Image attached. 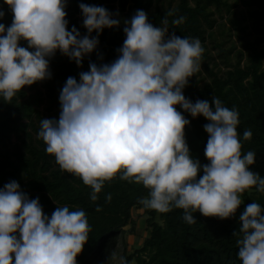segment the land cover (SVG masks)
Returning <instances> with one entry per match:
<instances>
[{"label": "trees", "instance_id": "obj_1", "mask_svg": "<svg viewBox=\"0 0 264 264\" xmlns=\"http://www.w3.org/2000/svg\"><path fill=\"white\" fill-rule=\"evenodd\" d=\"M157 1L0 0V264H264V36L203 83L174 53L264 0ZM148 62L140 106L110 75Z\"/></svg>", "mask_w": 264, "mask_h": 264}, {"label": "rangeland", "instance_id": "obj_2", "mask_svg": "<svg viewBox=\"0 0 264 264\" xmlns=\"http://www.w3.org/2000/svg\"><path fill=\"white\" fill-rule=\"evenodd\" d=\"M177 1L178 0H160L157 1V3L161 5L170 4L171 6H174ZM231 1L234 2V0ZM251 6L253 5L242 3L235 8L240 25L245 27V32L239 31L236 26L232 24V22L229 20V18H231V14L228 13L226 8H223L222 11L215 13L218 24L215 25L213 29L214 35L206 42L205 47L199 48L198 50L196 46L190 43L186 50L181 49L180 46L175 48L174 53L176 57L180 59L181 70L184 73V75H181L182 78L186 77V60L183 55L184 51H189V56L192 57L193 55L195 57L196 64L193 66V69L197 74V77L201 79V83L210 79L209 73L205 69V63H207L210 68H213L214 71L223 74L229 68L227 65L228 63L226 62V57L228 56L227 59L234 63L237 60L238 52L243 51V59L241 61L242 64H245L247 51L245 50L243 43L246 40H254L258 37L264 36V31L258 32L253 28V17L251 15L252 8H250ZM254 6L256 7L257 4H254ZM133 25L134 27L139 28L138 24L134 23ZM260 27L264 30V20L260 22ZM261 42L264 45V40ZM202 53H206L207 58H204ZM162 60L163 63H166L168 66L170 65L168 62H166L164 57H162ZM155 72L160 73L161 66L157 65L155 62H153V64L148 62L144 71L139 75L138 80L133 82L128 79L118 67H114L111 72L110 79L114 85L125 87L127 95L132 97L140 106H143L144 104L142 99L146 91V86L156 77ZM162 85L166 86V91L162 96L164 99H166L167 92H173L177 84L168 85L165 82ZM40 89L45 95V88L40 86ZM153 96L154 95H152V97ZM44 105L45 104H42L40 109L47 112L44 110ZM68 117L70 120H73L71 115H68ZM48 121L50 123L51 129L54 130L58 126L54 119L48 118ZM37 135L40 134L34 133V138ZM140 213L141 210L139 209L133 210V215L138 222V227L137 233L134 236H127V248L129 252L140 246L145 237V221Z\"/></svg>", "mask_w": 264, "mask_h": 264}]
</instances>
